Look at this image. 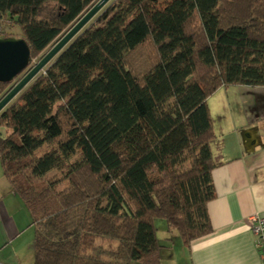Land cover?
<instances>
[{
    "label": "trees",
    "instance_id": "1",
    "mask_svg": "<svg viewBox=\"0 0 264 264\" xmlns=\"http://www.w3.org/2000/svg\"><path fill=\"white\" fill-rule=\"evenodd\" d=\"M97 1L0 0V38L32 66ZM230 87L264 89V0H111L0 112L33 264H160L157 219L210 234L207 101Z\"/></svg>",
    "mask_w": 264,
    "mask_h": 264
},
{
    "label": "crops",
    "instance_id": "2",
    "mask_svg": "<svg viewBox=\"0 0 264 264\" xmlns=\"http://www.w3.org/2000/svg\"><path fill=\"white\" fill-rule=\"evenodd\" d=\"M248 89V96L257 103L254 108L243 115L242 107L237 105L241 113L239 119L224 121L219 132L214 129L212 159L215 166L211 175L215 198L207 205L212 231L194 240L189 249L181 241L188 256L184 264H264L249 221L252 215L264 216V146L256 148L252 154L246 153L240 135L243 130L257 127L264 145L256 113L264 110L257 108L264 101L258 90ZM163 248L161 246L160 264ZM0 264H33L29 214L23 202L10 192L1 171Z\"/></svg>",
    "mask_w": 264,
    "mask_h": 264
},
{
    "label": "water",
    "instance_id": "3",
    "mask_svg": "<svg viewBox=\"0 0 264 264\" xmlns=\"http://www.w3.org/2000/svg\"><path fill=\"white\" fill-rule=\"evenodd\" d=\"M111 0H98L92 7L32 66L29 48L21 38H0V83H11L24 70L25 74L0 99V112L56 57L63 48L107 5ZM246 153H251L259 143L257 129L241 132Z\"/></svg>",
    "mask_w": 264,
    "mask_h": 264
},
{
    "label": "rangeland",
    "instance_id": "4",
    "mask_svg": "<svg viewBox=\"0 0 264 264\" xmlns=\"http://www.w3.org/2000/svg\"><path fill=\"white\" fill-rule=\"evenodd\" d=\"M33 62H36V60ZM248 91L249 89L247 90V88L245 87L222 88L208 99L207 103L210 110L213 127L217 132L222 129L224 121L230 119L236 121L239 119L241 113L237 110V105L242 107L243 115L245 112L248 113L251 108H254L257 103L255 102V99L252 98V96H248ZM261 93L264 94V89L261 90ZM226 108L228 109V111L226 110ZM259 108L260 110L261 108L264 109V103H261ZM256 113L259 114L258 122L261 129L260 133L262 136H264V110H257ZM215 151L216 148L214 147L213 153H215ZM154 227L159 245H161L162 247L164 246L163 251L161 252V264H184L183 261L188 256L185 252L186 249L184 248V246H181L182 243L177 236V233L171 231L167 234L165 223L160 219L154 221ZM170 256H172V259Z\"/></svg>",
    "mask_w": 264,
    "mask_h": 264
},
{
    "label": "built area",
    "instance_id": "5",
    "mask_svg": "<svg viewBox=\"0 0 264 264\" xmlns=\"http://www.w3.org/2000/svg\"><path fill=\"white\" fill-rule=\"evenodd\" d=\"M251 223V230L254 234L264 235V220L260 216L254 215L249 219ZM258 248L261 250L262 258L264 261V248L261 245H258Z\"/></svg>",
    "mask_w": 264,
    "mask_h": 264
},
{
    "label": "bare ground",
    "instance_id": "6",
    "mask_svg": "<svg viewBox=\"0 0 264 264\" xmlns=\"http://www.w3.org/2000/svg\"><path fill=\"white\" fill-rule=\"evenodd\" d=\"M256 90H258L259 91V95L261 96V98H263V101H264V94L263 93H261V90L262 89H255L254 88V91L253 92H255ZM258 109H260L259 107H257ZM255 129H257L258 130V128L257 127H255ZM214 130V129H213ZM214 133H215V131H214ZM258 134V133H257ZM259 136V135H258ZM215 138H216V134H215ZM215 138H214V140L212 141V143L215 141ZM212 143H211V152H212ZM259 143L262 145V147L264 146L263 145V143H262V141H261V138H260V136H259ZM256 148H258V147H256ZM255 148V149H256ZM255 149H254V151H255ZM254 151L253 152H251V153H249V154H252V153H254ZM212 161H213V159H212ZM215 166V165H214ZM214 169V168H213ZM256 215H258V214H256ZM252 216H254V215H252ZM251 216V217H252ZM258 216H260V215H258ZM261 217V219H263L264 220V216H260ZM255 244H257V245H261L263 248H264V235H257V234H255Z\"/></svg>",
    "mask_w": 264,
    "mask_h": 264
}]
</instances>
